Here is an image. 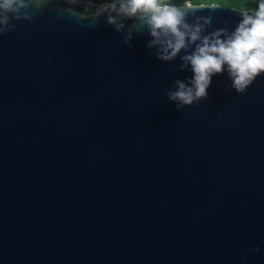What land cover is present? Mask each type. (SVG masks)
Returning <instances> with one entry per match:
<instances>
[{
    "label": "water",
    "instance_id": "1",
    "mask_svg": "<svg viewBox=\"0 0 264 264\" xmlns=\"http://www.w3.org/2000/svg\"><path fill=\"white\" fill-rule=\"evenodd\" d=\"M194 6L207 32L243 12ZM94 12L53 0L0 36V264H264V75L178 112L191 70Z\"/></svg>",
    "mask_w": 264,
    "mask_h": 264
},
{
    "label": "clouds",
    "instance_id": "2",
    "mask_svg": "<svg viewBox=\"0 0 264 264\" xmlns=\"http://www.w3.org/2000/svg\"><path fill=\"white\" fill-rule=\"evenodd\" d=\"M70 5L86 3L95 8L93 21L107 16V24L117 33L127 26L125 44H130L133 33L146 31L150 37L147 47L156 49V59L170 63L178 57L180 71L191 70L187 81L176 79L165 95L180 112L185 107L207 100L212 78L227 73L231 89L245 94L253 82L264 75V0L252 13L241 12V20L234 31L218 29L207 32L211 17H197L192 0L182 6L170 0H65ZM53 0H0V36L15 30L21 20L31 22L30 11L49 7ZM215 9L216 7H209ZM63 13L66 9H58ZM189 17L194 22H189ZM184 53L181 55V53ZM249 251H259L250 249Z\"/></svg>",
    "mask_w": 264,
    "mask_h": 264
},
{
    "label": "trees",
    "instance_id": "3",
    "mask_svg": "<svg viewBox=\"0 0 264 264\" xmlns=\"http://www.w3.org/2000/svg\"><path fill=\"white\" fill-rule=\"evenodd\" d=\"M97 3L100 0H96ZM170 2L182 6L184 0H170ZM194 5L208 4V5H221L226 7H233L243 11H255L258 9L260 0H192Z\"/></svg>",
    "mask_w": 264,
    "mask_h": 264
}]
</instances>
